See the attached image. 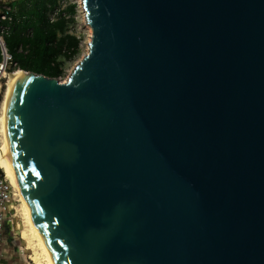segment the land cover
Returning <instances> with one entry per match:
<instances>
[{
	"label": "water",
	"instance_id": "1",
	"mask_svg": "<svg viewBox=\"0 0 264 264\" xmlns=\"http://www.w3.org/2000/svg\"><path fill=\"white\" fill-rule=\"evenodd\" d=\"M68 79L8 102L56 264H264V0H82Z\"/></svg>",
	"mask_w": 264,
	"mask_h": 264
},
{
	"label": "trees",
	"instance_id": "2",
	"mask_svg": "<svg viewBox=\"0 0 264 264\" xmlns=\"http://www.w3.org/2000/svg\"><path fill=\"white\" fill-rule=\"evenodd\" d=\"M63 3L64 0L16 2L15 21L6 45L18 68L59 79L66 74V61L80 54L81 38L71 32L76 22L77 3L68 2L66 6ZM55 12L57 16L52 21Z\"/></svg>",
	"mask_w": 264,
	"mask_h": 264
},
{
	"label": "bare ground",
	"instance_id": "3",
	"mask_svg": "<svg viewBox=\"0 0 264 264\" xmlns=\"http://www.w3.org/2000/svg\"><path fill=\"white\" fill-rule=\"evenodd\" d=\"M91 33H92V27ZM90 33V35H91ZM92 36V35H91ZM90 43V42H89ZM90 45L88 44V49ZM25 70L16 68L12 70L8 77L6 83L5 97L2 104V113L0 116V132H1V146H0V159L1 163L5 169L8 179L13 184L18 192L20 198V205L23 211V218L25 219L26 229L21 231V236L27 243V248L29 249V258L33 264H56L53 255L43 239L40 231L38 230L32 210L22 192L20 182L18 180L16 170L13 163V158L10 151L9 140L7 135V117H8V102L12 94L14 87L16 86L19 79L25 74ZM24 229V228H23Z\"/></svg>",
	"mask_w": 264,
	"mask_h": 264
},
{
	"label": "built area",
	"instance_id": "4",
	"mask_svg": "<svg viewBox=\"0 0 264 264\" xmlns=\"http://www.w3.org/2000/svg\"><path fill=\"white\" fill-rule=\"evenodd\" d=\"M17 1L19 0H0V53L2 55L0 56V105L4 98L7 77L12 70L18 68V63L12 60L6 45V37L10 34L15 21ZM56 16L57 12L52 15L51 20L53 21ZM31 33L29 30L28 34ZM17 202H19L18 192L8 179L0 159V263L4 255L6 226L10 218L13 220Z\"/></svg>",
	"mask_w": 264,
	"mask_h": 264
},
{
	"label": "rangeland",
	"instance_id": "5",
	"mask_svg": "<svg viewBox=\"0 0 264 264\" xmlns=\"http://www.w3.org/2000/svg\"><path fill=\"white\" fill-rule=\"evenodd\" d=\"M68 2L69 3L76 2L78 4L77 13L75 15L76 22L72 25L73 27L71 29V32H74L75 34H77V36L81 38V43H80L81 52L75 59L66 61L65 63L66 74L59 78L60 81H65L68 79L69 75L71 74L76 64L88 52L89 50L88 44L90 45L89 42L91 41V38H92L90 24L88 23V20L86 17V11L84 9L82 0H64L63 6H66ZM4 97H5V92H4ZM3 101H4V98L0 105V116L2 113L1 108H2ZM0 146H1V132H0ZM13 213H14V216H13L14 223L12 224V226L8 224L5 230V232L9 235H11V232H8V231L12 230V236H11L12 238H9L6 235L5 242L3 244V249H4L3 258L6 261H8L6 262V264H33V262L29 258L30 251L26 249V244L23 241L24 238L21 236V233H20L21 231L26 229L25 227L26 223H25V219L23 218L24 216H22L23 211L20 205V201L17 202L16 209L14 210ZM10 226H11V229H10ZM14 241L17 242L16 245L14 244Z\"/></svg>",
	"mask_w": 264,
	"mask_h": 264
},
{
	"label": "crops",
	"instance_id": "6",
	"mask_svg": "<svg viewBox=\"0 0 264 264\" xmlns=\"http://www.w3.org/2000/svg\"><path fill=\"white\" fill-rule=\"evenodd\" d=\"M13 223H14V219L12 220V219L10 218L8 224L12 226ZM11 226H10V229H11ZM8 232H11V235H9V234H7V233H6V235H7L9 238H12V237H11V236H12V230H10V231H8ZM23 241H24V243H25L26 246H27L26 241H25L24 239H23ZM11 242H13V241H11ZM16 243H17V242L14 241V244H15V245H16ZM26 249L29 250L27 247H26ZM6 262H8V261H6L4 258H2L0 264H6Z\"/></svg>",
	"mask_w": 264,
	"mask_h": 264
}]
</instances>
